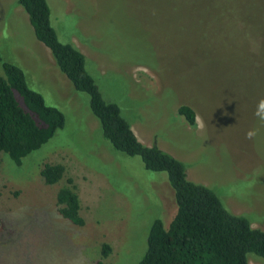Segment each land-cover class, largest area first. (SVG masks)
Listing matches in <instances>:
<instances>
[{"label":"rangeland","instance_id":"obj_1","mask_svg":"<svg viewBox=\"0 0 264 264\" xmlns=\"http://www.w3.org/2000/svg\"><path fill=\"white\" fill-rule=\"evenodd\" d=\"M46 2L57 40L84 55L102 99L137 140L182 163L188 181L264 232V121L255 115L264 101V0ZM2 63L18 67L64 124L20 166L0 153V264H138L151 223L167 228L176 211L165 173L111 148L88 97L56 68L16 0H0L5 79ZM181 105L193 110L194 127L177 114ZM44 164L63 166L57 183L44 184ZM67 179L82 227L56 212Z\"/></svg>","mask_w":264,"mask_h":264},{"label":"trees","instance_id":"obj_2","mask_svg":"<svg viewBox=\"0 0 264 264\" xmlns=\"http://www.w3.org/2000/svg\"><path fill=\"white\" fill-rule=\"evenodd\" d=\"M26 13L35 39L48 49L54 65L75 91L88 97L90 111L98 120L103 138L114 151L138 157L144 168L165 173L173 191L176 211L164 228L154 220L147 233L146 248L138 264H248V255L264 263V232L252 228L241 215L228 212L207 187L188 181L182 163L156 146L142 145L119 109L105 102L85 70V57L73 44L57 40L50 25L46 0H16ZM0 76V153L16 166L31 152L44 145L64 124L62 114L46 106L37 92L28 88L23 72L15 65L2 63ZM16 94L24 110L16 100ZM188 126H195L193 110L177 108ZM37 119V121L34 119ZM64 174L59 164H44L39 175L45 185L57 183ZM70 179L56 191V212L71 224L82 227L78 197ZM100 257L107 258L109 247L102 244ZM101 264V261L97 262Z\"/></svg>","mask_w":264,"mask_h":264},{"label":"clouds","instance_id":"obj_3","mask_svg":"<svg viewBox=\"0 0 264 264\" xmlns=\"http://www.w3.org/2000/svg\"><path fill=\"white\" fill-rule=\"evenodd\" d=\"M261 109H264V101L260 102V106L258 108V110L256 111L255 115L262 121H264V111H261ZM255 135L254 131H250L249 133H247V137L251 138L252 136Z\"/></svg>","mask_w":264,"mask_h":264}]
</instances>
